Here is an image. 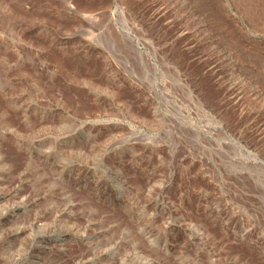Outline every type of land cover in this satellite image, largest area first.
Wrapping results in <instances>:
<instances>
[{
  "label": "rangeland",
  "instance_id": "obj_1",
  "mask_svg": "<svg viewBox=\"0 0 264 264\" xmlns=\"http://www.w3.org/2000/svg\"><path fill=\"white\" fill-rule=\"evenodd\" d=\"M262 163L264 0H0V264H264Z\"/></svg>",
  "mask_w": 264,
  "mask_h": 264
},
{
  "label": "water",
  "instance_id": "obj_2",
  "mask_svg": "<svg viewBox=\"0 0 264 264\" xmlns=\"http://www.w3.org/2000/svg\"><path fill=\"white\" fill-rule=\"evenodd\" d=\"M262 165L264 166V164L262 163Z\"/></svg>",
  "mask_w": 264,
  "mask_h": 264
},
{
  "label": "bare ground",
  "instance_id": "obj_3",
  "mask_svg": "<svg viewBox=\"0 0 264 264\" xmlns=\"http://www.w3.org/2000/svg\"><path fill=\"white\" fill-rule=\"evenodd\" d=\"M36 254V253H35Z\"/></svg>",
  "mask_w": 264,
  "mask_h": 264
}]
</instances>
